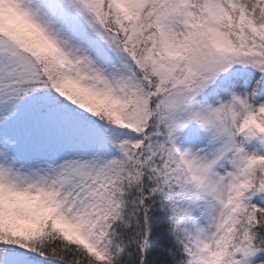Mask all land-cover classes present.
Listing matches in <instances>:
<instances>
[{
	"label": "snow or ice",
	"instance_id": "6c2138e0",
	"mask_svg": "<svg viewBox=\"0 0 264 264\" xmlns=\"http://www.w3.org/2000/svg\"><path fill=\"white\" fill-rule=\"evenodd\" d=\"M0 264H264V0H0Z\"/></svg>",
	"mask_w": 264,
	"mask_h": 264
}]
</instances>
